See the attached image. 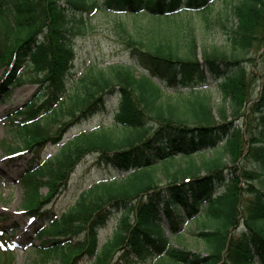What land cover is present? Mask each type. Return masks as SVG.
<instances>
[{"label":"trees","instance_id":"obj_1","mask_svg":"<svg viewBox=\"0 0 264 264\" xmlns=\"http://www.w3.org/2000/svg\"><path fill=\"white\" fill-rule=\"evenodd\" d=\"M214 1L0 0V99L24 84L27 67L43 91L16 109L22 144L2 141L10 155L31 154L22 205L42 221L35 249L43 262L79 264L88 255L93 264H264V0H224L212 16ZM96 9L133 17L115 29L135 62L90 67L70 85L71 33L87 28L83 15ZM193 11H202L199 22L186 16ZM136 63L146 71L138 75ZM113 96L114 127L65 140ZM89 156L127 175L94 183L60 214L43 210ZM117 210L125 213L99 249ZM7 222L0 214V264H16ZM191 233L198 250L185 242Z\"/></svg>","mask_w":264,"mask_h":264},{"label":"rangeland","instance_id":"obj_2","mask_svg":"<svg viewBox=\"0 0 264 264\" xmlns=\"http://www.w3.org/2000/svg\"><path fill=\"white\" fill-rule=\"evenodd\" d=\"M224 0H215L210 8L209 14L212 16L219 8L224 6ZM204 12V11H203ZM84 19L88 22L87 28L80 30H73L72 43L76 51V58L74 61L73 74L69 79V84L74 85L76 80L82 76L90 67L93 66H108L117 62H135L131 56L130 50L122 43L118 32L115 29V23L119 20H124L128 24H133L134 19L129 14L120 15V13L107 10H94L93 12H85ZM186 16H192L194 21L199 22L202 17V11L191 12ZM80 17V15H79ZM145 20V18L141 19ZM43 36V35H42ZM252 63L249 64L250 67ZM249 67V68H250ZM143 66L136 63V73L139 75L145 72ZM4 73V68L0 69V77ZM25 82L21 86L12 87L9 95L4 99H0V214H5L8 219L6 225V232H8L11 249L16 255V264H51L45 263L39 259V255L35 247L40 244L41 239L35 236L37 228L41 221L39 218H31L23 208L24 188L21 185L20 177L26 167L30 164L31 154L26 148L21 150L26 152L19 153L15 157L10 156L9 152L5 150L2 141L6 144L17 147L22 144L21 140L14 131V121L16 109L23 105L28 100L38 98L42 94V90L38 92L40 84L35 81L37 74L34 69L27 67L24 70ZM199 86V85H198ZM212 92H217L216 83L209 81L208 85ZM200 87V86H199ZM191 86L185 87L183 90L188 93ZM260 80H255L252 86V98H256L260 92ZM118 97L113 96L110 100L108 110L96 114L89 119L73 126L65 135V140L73 137L82 130H93L114 127V113L117 107ZM244 122V119L242 120ZM63 142L58 144H49L44 148L41 156L44 159L55 154ZM94 156L85 158L73 172L69 181L68 187L64 192L53 199L49 204L43 207L49 209L55 214H60L69 208L78 198L80 193L89 188L94 183L102 180L113 178L114 176L123 177L127 175L126 171H120L115 167L106 164L94 163ZM246 166H255L253 162L244 161ZM261 185V182H259ZM42 192L47 193V187H43ZM42 210V211H43ZM116 213L106 226L100 231V248L112 236L115 227L119 221V216L122 212ZM192 228H197L195 223H192ZM172 242L177 245L179 242L175 237L171 238ZM185 242L191 249L198 250L195 238L191 234L185 235ZM202 249V247H200ZM95 257L84 256L79 264H93ZM116 258L110 264H117ZM133 262L127 264H152Z\"/></svg>","mask_w":264,"mask_h":264},{"label":"bare ground","instance_id":"obj_3","mask_svg":"<svg viewBox=\"0 0 264 264\" xmlns=\"http://www.w3.org/2000/svg\"><path fill=\"white\" fill-rule=\"evenodd\" d=\"M243 120V119H242ZM242 120H240L239 122L243 125V124H245V120H244V122L242 121ZM246 162H248V161H246ZM248 166V165H247ZM249 167V166H248ZM259 183L260 181H256V183Z\"/></svg>","mask_w":264,"mask_h":264}]
</instances>
